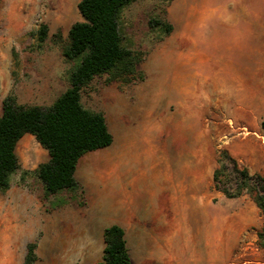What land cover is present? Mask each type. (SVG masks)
Listing matches in <instances>:
<instances>
[{
    "label": "rangeland",
    "instance_id": "obj_1",
    "mask_svg": "<svg viewBox=\"0 0 264 264\" xmlns=\"http://www.w3.org/2000/svg\"><path fill=\"white\" fill-rule=\"evenodd\" d=\"M79 1L0 0V114L9 94L48 107L70 87L82 57L68 60L64 48L83 20ZM185 3L135 0L121 10L137 73L130 82L102 74L83 89V106L105 115L114 141L80 159L77 187L47 196L36 170L48 151L31 134L18 142L20 167L0 190V264H23L31 242L36 264H100L104 231L120 217L133 264H264L263 213L250 196L227 198L213 185L222 149L264 175V11L239 8L241 40L222 51L215 31L234 23L221 24L220 0L208 2L206 43L183 41ZM246 32L256 40L247 42L252 75L239 51Z\"/></svg>",
    "mask_w": 264,
    "mask_h": 264
},
{
    "label": "trees",
    "instance_id": "obj_2",
    "mask_svg": "<svg viewBox=\"0 0 264 264\" xmlns=\"http://www.w3.org/2000/svg\"><path fill=\"white\" fill-rule=\"evenodd\" d=\"M135 0H80L78 9L83 17L68 32L64 56L68 60L82 57L70 75V87L48 107L19 104L14 94L7 95L0 114V190L10 187V178L19 167L17 145L26 134L33 135L48 151V161L41 163L36 173L47 196L79 185L76 170L80 159L88 152L112 145L114 136L104 114L93 112L82 104V91L95 77L108 75V81L130 82L136 77L138 58L123 43L119 26L121 10ZM170 3L172 0H166ZM158 23V22H157ZM160 23V22H159ZM165 25V32L173 30ZM40 41L48 34L41 25ZM264 133V120L261 122ZM213 172L216 191L227 198L248 195L264 216V175L241 167L227 149L218 155ZM264 234L260 232L259 235ZM105 247L100 264H133L125 229L112 224L104 231ZM37 244L27 245L23 264H36Z\"/></svg>",
    "mask_w": 264,
    "mask_h": 264
},
{
    "label": "crops",
    "instance_id": "obj_3",
    "mask_svg": "<svg viewBox=\"0 0 264 264\" xmlns=\"http://www.w3.org/2000/svg\"><path fill=\"white\" fill-rule=\"evenodd\" d=\"M209 0H186V3L183 7V19H182V33H183V41L184 42H199V43H206L208 42V32L204 30L207 23V14L209 11L208 6ZM220 5L218 8H214V11H218V16L221 18V24L227 22L228 20L232 21L234 25L232 26H218V30L215 31L214 36V43L217 44L218 50L225 51L227 47L233 49V46L238 43L240 37L238 35V14L237 11L239 8L245 10H262L264 11V0H220ZM234 4V10L231 11L229 6ZM233 12V13H232ZM264 19V18H263ZM224 20V21H222ZM262 26H264V21L262 22ZM246 43L241 45L239 51L243 52V54L249 53V56H245L246 59L251 61L247 62L250 66L246 67V74H254L255 71L253 70V59H254V49L253 46L247 44L249 41L250 43L256 42L255 38L252 34L246 32L244 36ZM258 48V46H257ZM237 50V48H235ZM200 60L199 63L203 66L205 65V56H199ZM257 68L264 69V50L263 48L258 50L257 55ZM110 128V127H109ZM111 130V129H110ZM113 136L114 132L111 130ZM134 224L139 226L141 216H137L134 214ZM113 224H119L125 229L126 238H127V222L124 217H120L117 221Z\"/></svg>",
    "mask_w": 264,
    "mask_h": 264
},
{
    "label": "bare ground",
    "instance_id": "obj_4",
    "mask_svg": "<svg viewBox=\"0 0 264 264\" xmlns=\"http://www.w3.org/2000/svg\"><path fill=\"white\" fill-rule=\"evenodd\" d=\"M175 196V195H174ZM167 203V202H166ZM169 203V202H168ZM197 203V202H196ZM166 205V204H165ZM196 216V215H195ZM241 254V253H240Z\"/></svg>",
    "mask_w": 264,
    "mask_h": 264
}]
</instances>
